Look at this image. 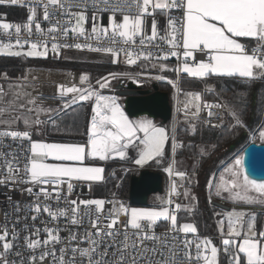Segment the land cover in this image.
I'll return each instance as SVG.
<instances>
[{"label": "snow or ice", "instance_id": "1", "mask_svg": "<svg viewBox=\"0 0 264 264\" xmlns=\"http://www.w3.org/2000/svg\"><path fill=\"white\" fill-rule=\"evenodd\" d=\"M0 6L27 9L26 21L16 23L0 13V55L47 59L49 51L58 57L63 49L87 50L107 56L111 64L139 69L108 72L95 84L89 73H81L78 84L55 82L51 97L34 94L44 84L30 70L15 80L0 72V186L30 198L22 203L6 196L0 264H222L221 251L223 264H264V230L257 227L264 211L251 210L264 208V178H250L255 169L246 171L248 162L240 154L246 151L251 160L256 142L264 145V0H0ZM171 58L175 66L167 63ZM146 67L161 73L149 78L171 85L176 111L185 118L183 135L193 140L199 135V143L181 138L178 121L168 129L148 116L131 118L117 95L103 94L113 81L141 83ZM168 72L174 78L164 75ZM185 76L202 90L185 91ZM206 94L213 98L205 99ZM85 103L90 114L81 131L73 110ZM206 130L216 138L204 140ZM49 131L84 139L33 138ZM242 134L250 146L233 153L227 164L221 161L218 179L213 173L206 182L209 204L215 197L249 206L216 213L218 247L212 237L199 234L195 222L178 220L179 212L197 210L192 186L199 169L180 170L176 157L188 149L194 160H210L221 141ZM115 159L137 169L162 167L169 178L168 197L160 198L164 206L129 208L114 193L110 200L79 198L78 185L91 191L105 180L99 162ZM180 196L188 203L173 199ZM43 214L50 219H41ZM62 217L65 237L56 223ZM85 221L89 227L83 233L73 231ZM161 223L165 231L158 234Z\"/></svg>", "mask_w": 264, "mask_h": 264}, {"label": "rangeland", "instance_id": "2", "mask_svg": "<svg viewBox=\"0 0 264 264\" xmlns=\"http://www.w3.org/2000/svg\"><path fill=\"white\" fill-rule=\"evenodd\" d=\"M25 20H26V18H25ZM49 54H52L53 58H55V59L57 58L58 60L61 61V63L58 66L46 67V68H41V67H37V66H30V67H28L26 69L25 73H27L30 70L33 74L37 75L38 77H42L41 74H42L43 71H45V72L50 73V75H52V79L53 78L59 79L61 77H67L70 71H79L81 73H85L86 72V73H89L91 75L92 83H93V82L96 81V79L100 78L101 76L106 75L108 72L139 71V69H135L134 67L130 68L129 66H127L126 64H123V63L118 64V65L117 64H111L109 62L107 56H105L103 54H99V53L88 52L87 50L79 51V50H76V49H63L58 57L55 54H53L51 51H49ZM167 63L170 66H175V64L173 62L167 61ZM97 65L105 66L108 69L107 70L103 69L100 72L96 71V73H94V74L90 70H85L86 67L91 68L92 66H97ZM40 71H42V72H40ZM144 72L145 73H151L152 76H156V75H160L161 74L156 68H152V67H146L144 69ZM164 75H166L168 78H174L173 73H171V72L164 73ZM9 76L12 77L10 74H9ZM19 77H21V76H19ZM12 78H13V80H15V78H17V77H12ZM118 82L119 81H113L112 82L113 83V87L111 89H104L103 90V94L104 95H116L115 91H114V88L118 84ZM152 83L159 84L160 88L161 87L167 88L170 91L169 93H170V95L172 96V99H173V95H172L173 94V89L171 88V85H169L167 83L166 80L165 81H154ZM52 86H53V84H52ZM48 88H49V92H51L52 91L51 85ZM182 88L185 91H201L202 90V89L201 90L185 89L183 86H182ZM118 97H119L120 103L122 104L124 99L122 97H120V96H118ZM183 99H184V96L181 95V100H183ZM205 99L211 100L212 98H208V95H205ZM46 106H48V105H46ZM50 106L56 107L57 105H50ZM86 110H87V113L90 114V106L88 104H86ZM142 116H146V115H142ZM135 118H138V117H135ZM149 118L153 119L158 125L166 127L168 129H170L172 124H173L172 122H168L167 124H162V122L159 119H154V118H151V117H149ZM178 122L179 123L180 122L185 123V118H184L183 113L180 115ZM33 138L34 139H43L44 138V139H46L45 142H49V143H51V142L73 141V140H64V141H59V140L54 141L53 140V141H49V138H48L47 135L43 136V138L39 137V136H34ZM238 139H237L238 141H236L235 146H233V148H235L234 150H232L234 153L239 151L240 148H243L245 143L248 142L246 136L243 135V134ZM227 148H228V146L221 147L219 149V151L212 157V159H210V160L208 159V161L206 163V165H208L210 170L213 169L214 166L217 169L216 171L213 172V173H216V177H214V178L212 177L213 173L210 175V178H213L214 180L218 179L219 171H222L223 165L220 162L224 161L225 164L230 162L228 160L230 155L226 154ZM166 150H167V147H166ZM167 151L170 154V150H167ZM240 154H242V153H240ZM130 155L135 156V153L131 152ZM226 155H227V157H225L223 160L220 159V158H222V157H224ZM49 162H52V161H49ZM99 163H100L101 166H105V169H106L105 170V181H103V182H106L107 180H110L112 178L113 173H115L117 175H121L122 178L127 176V175H129L130 178H131L132 175L139 174L140 171L143 170V169H137L134 165L119 161L118 159H115V160L111 161V163L114 164V166L112 168L111 167L107 168L105 162H99ZM129 168H131L132 171H126ZM145 168H148V169H151V170H155V171H159L162 167L153 165L151 167H145ZM218 169H219V171H218ZM196 179L198 180V184H193V186H192V194L195 195L197 197L198 201H199L198 205H196V209H197L196 211L198 212V215H200V217L204 221L203 228L200 229L202 231V233H211V234L218 233L217 232V221H218V219L220 217H218L216 215V213H226L227 211H231L233 209V207H236L237 210H241V208H243L244 210L248 209L249 206H247V205H244V206L235 205L234 206L230 201L220 200V199H217L215 197L213 198V201L222 202V203L228 205L229 209H224V208L218 207V206L213 204V201H212L211 204H209L207 202V188H206L207 180L204 179V175H202L201 172H199V174H198ZM103 182H100L98 184H101ZM120 182L121 181H118V184H117L116 188L113 189V190H110L108 194L120 193V191H119ZM98 196H102V195H98ZM161 197L166 199L165 191H163L162 193L152 194L150 196V198H149V203L147 205H132V204L129 203L128 207L129 208H131V207L154 208V209L159 210L161 207L164 206L162 201H161V199H160ZM93 199H98V198L97 197H93ZM187 203H188V201L185 200V204H187ZM251 210L258 212L259 210H263L264 211V208L256 206V207H253ZM182 218H183L184 221L192 220V218L188 215V212H185V211H183ZM225 219H226V217H225ZM197 221H199V219H197ZM179 222L180 223H185V222H182L180 220H179Z\"/></svg>", "mask_w": 264, "mask_h": 264}, {"label": "trees", "instance_id": "3", "mask_svg": "<svg viewBox=\"0 0 264 264\" xmlns=\"http://www.w3.org/2000/svg\"><path fill=\"white\" fill-rule=\"evenodd\" d=\"M0 13H6V19L10 22H22L25 21V18L27 16V9L25 7H18V6H0ZM169 62H171V59L169 60ZM61 63L60 60H58L57 58H53L52 54L48 55L47 59L44 58H23V57H10V56H5V55H0V72H7L8 74H10L12 77H19L25 74L26 69L30 66H37V67H41V68H46V67H54V66H58ZM103 69H108L105 66L102 65H97V66H92L91 68L86 67L85 70H90L93 74L96 73V71L100 72ZM182 86L185 89H194V90H201L203 88L202 85H200L198 82L192 80V78H188V77H184V80L182 82ZM161 90L164 91H168L170 92L167 88L161 87ZM262 92H264V89H262ZM208 95V98H213L210 94H206ZM75 113H78V119H77V124L80 126L81 131H83L84 128V124H85V116L87 113L86 110V103L83 104V106H81L80 104H77L73 110ZM185 127V123L180 122L179 123V128H180V132H181V138L184 139L187 143H199L201 140V137L199 135H197L195 137V139H190V134L189 136H184L183 135V128ZM48 136V138L50 140H54V141H64V140H73V141H82L83 137L81 136H76V135H70L67 133H57V132H53V131H49L48 134H46ZM241 137V136H240ZM240 137H237L234 140H230L227 143H224L223 141H221V147H225L228 146L227 148V155L229 156V161L230 158L232 157V154L234 153L232 150H234L235 148H233V146H235L236 141H238ZM216 138V134L212 133L210 131H205L203 134V139L204 140H209V139H215ZM238 139V140H237ZM248 143V142H247ZM245 143V145L247 144ZM244 145V147H245ZM220 147V148H221ZM240 148L241 149H244ZM239 150V151H240ZM240 153H242L241 155H243V151H240ZM224 156L222 158H220L221 160H223L225 157ZM176 159L180 162L178 163V167L181 170L187 169L189 171H191L192 167H197L199 169V172H201L202 175H204V179L208 180L210 178V175L216 171L217 169L214 168L213 169H209L208 165H206L208 159H204L203 162H201V160L197 157L195 158V160L192 157V152L188 149H183L180 150V154L177 155ZM227 159V158H226ZM107 168L108 167H113L114 164L111 163V161L106 163ZM219 171V169H218ZM198 172V174H199ZM118 181L120 182V186H119V191L120 193H118L120 196L128 199L129 196V187H130V176L127 175L125 177L122 178L121 175H112V178L110 180H107L106 182H103L101 184H97L96 185V195H107L109 193L110 190H113L116 188ZM183 203H185V199L183 200ZM263 211V210H259L258 212ZM183 215V211H181L178 215V219L182 222H195L198 225L199 228V232H202L200 229L203 228V224L204 221L203 219L200 217V215H198V212L195 211V214L193 213H189L188 215L192 218V220L190 221H184L182 218ZM264 216H258L257 218V226H259V224L261 223V220ZM197 219H199V221H197ZM224 256L222 257V262L224 261Z\"/></svg>", "mask_w": 264, "mask_h": 264}, {"label": "water", "instance_id": "4", "mask_svg": "<svg viewBox=\"0 0 264 264\" xmlns=\"http://www.w3.org/2000/svg\"><path fill=\"white\" fill-rule=\"evenodd\" d=\"M115 94L124 99L121 105L130 117L146 115L159 119L162 124L171 122L173 113L171 95L168 91L161 90L159 84L153 83L151 88H144L132 81L127 82L126 79H121L116 85ZM246 146H250L249 142ZM254 147L256 154L253 159H249L246 151H243V155L248 162L246 171L249 167L255 169L254 175L250 178L260 180L264 178V145L257 141ZM167 150H170V146H167ZM163 191L162 173L145 168L139 174L131 176L128 200L132 205H147L152 194ZM213 204L229 209L228 205L219 201H213Z\"/></svg>", "mask_w": 264, "mask_h": 264}, {"label": "built area", "instance_id": "5", "mask_svg": "<svg viewBox=\"0 0 264 264\" xmlns=\"http://www.w3.org/2000/svg\"><path fill=\"white\" fill-rule=\"evenodd\" d=\"M10 22V21H8ZM16 23V22H14ZM42 27H47V22H44L42 23ZM36 37L33 36L32 39L34 40ZM69 43H72L74 42L72 39H71V36L69 37V40H68ZM78 42H83V40L81 41H78ZM171 62H173L174 64H176V60L175 58H171ZM81 74V72L79 71H70L68 76L67 77H62L64 80L65 83H77L79 82V75ZM35 75V74H34ZM42 77H39L40 80L43 82L44 84V87L40 88L39 89V92L38 93H35L34 94H43L44 96H47L48 93H52L49 92V86L51 85V87L54 88V83L55 82H59V79H55L53 78L52 79V75H48V74H44V75H41ZM154 77L152 76L151 73H146L145 76L142 77V82L137 84V85H140V86H143L144 88H151L152 87V82L154 81H157L155 79H151L149 77ZM127 82L128 81H131L129 79H126ZM61 82V81H60ZM0 83H3L2 81H0ZM62 83V82H61ZM53 84V86H52ZM93 84H95V82H93ZM116 90V86L114 88V91ZM180 100H181V96H180ZM171 103H172V107H173V113H172V119H171V122L173 123L174 121H179V117L180 115L183 113L182 111L180 113H178L176 111L177 109V103L174 99H172V96H171ZM46 105H57V104H50V103H46ZM202 116H205L206 113H202L201 114ZM43 118V117H42ZM7 143V141H6ZM13 148H15V145H13ZM162 175H163V189L166 193V199L168 197V188H169V178L167 176V174L163 171V168H161L159 170ZM105 181V180H104ZM97 185V184H96ZM96 185L93 186V188L91 189V191H89V189L87 187H82V186H77L76 188V193L78 194L79 198H89V199H93V197H97L98 199H105V200H110L113 198V193L111 194H107V195H102V196H96ZM181 191H183L181 189ZM11 194L12 196V199L13 201H21L22 203H26L30 200L29 197L26 196V194H22L20 191H12L9 193V191L7 189H5L3 186H0V224H3L5 222V205L7 204V200H6V196ZM116 198H118L120 201H123L124 204L128 207V204H129V200L120 196L118 193H114ZM173 199L177 202V203H183V200H184V197L183 196H180V197H173ZM53 203V206L55 207V201L52 202ZM60 206H63V203L61 202V205ZM108 207H110V205H108ZM174 208V205L172 206ZM180 213V212H179ZM179 213L177 214V216L179 215ZM41 219L43 220H48L50 218L47 217V214H43L41 216ZM58 226L62 229V231L60 232V235L62 237H65L68 235V232L63 230L65 228V225L67 223L66 219L65 218H60V220L58 222ZM21 225H17V227H20ZM49 226H54L53 224H50ZM36 227H40V228H43V225L40 224V221H37L36 222ZM89 227V224L87 221H85L84 225L82 226H73V231L75 232H78V233H83L84 229L85 228H88ZM9 229L11 231V217H9ZM165 231V226L163 223L160 224V226L157 227L156 229V232L159 234V233H162ZM199 234L201 236H210L213 238V241L214 243L220 247V241H219V237H218V233H215V234H211V233H202V232H199ZM41 238H44V235L42 233V236ZM83 246H86V245H81V247ZM57 248H59V245H57ZM222 257H223V252L221 251V261H222ZM49 260H51V257L49 258Z\"/></svg>", "mask_w": 264, "mask_h": 264}, {"label": "crops", "instance_id": "6", "mask_svg": "<svg viewBox=\"0 0 264 264\" xmlns=\"http://www.w3.org/2000/svg\"><path fill=\"white\" fill-rule=\"evenodd\" d=\"M158 19H159V21H160L161 23H163V20H164L163 17H158ZM7 21H8V20H7ZM25 21H26V20H25ZM149 31H150V28H149ZM122 59H123V58H122ZM40 72H42V71H40ZM44 74H48V75H50V73L43 71L41 75H44ZM36 76H37V75H36ZM56 79H57V78H56ZM59 79H63V78L61 77V78H59ZM47 96H49V95H47ZM50 104H51V103H50ZM55 104H57V103H55ZM42 138H43V137H42ZM43 140L46 141V139H44V138H43ZM49 141H52V140L49 139ZM257 227H258V229H260V230H264V217L262 218L261 223H260L259 226H257ZM222 264H223V262H222Z\"/></svg>", "mask_w": 264, "mask_h": 264}, {"label": "bare ground", "instance_id": "7", "mask_svg": "<svg viewBox=\"0 0 264 264\" xmlns=\"http://www.w3.org/2000/svg\"><path fill=\"white\" fill-rule=\"evenodd\" d=\"M34 71H35V70H34ZM35 72H36V71H35ZM63 80H64V79H59V82L61 81L62 83H65ZM66 84H67V83H66ZM54 92H55V87H54V88L52 87V93H48L47 95H49V96H46V97H51V96H53ZM45 103L55 104V103H57V102H55V101H46Z\"/></svg>", "mask_w": 264, "mask_h": 264}]
</instances>
